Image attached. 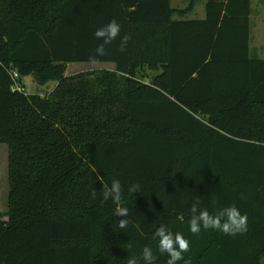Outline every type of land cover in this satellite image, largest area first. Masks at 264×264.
<instances>
[{"label":"trees","instance_id":"1","mask_svg":"<svg viewBox=\"0 0 264 264\" xmlns=\"http://www.w3.org/2000/svg\"><path fill=\"white\" fill-rule=\"evenodd\" d=\"M194 2L0 0V264H126L146 245L166 264L161 224L189 240L190 264H264V58L250 55L251 0H205L203 18H174ZM112 19L120 36L93 59V32ZM71 62L114 67L67 76ZM14 70L56 85L13 91ZM113 177L124 229L102 195ZM195 196L212 214L235 204L247 230L191 233Z\"/></svg>","mask_w":264,"mask_h":264},{"label":"clouds","instance_id":"2","mask_svg":"<svg viewBox=\"0 0 264 264\" xmlns=\"http://www.w3.org/2000/svg\"><path fill=\"white\" fill-rule=\"evenodd\" d=\"M121 25L120 23L112 19L106 23L96 27L93 35L100 41L95 48V59L97 56H103L105 54V45L112 43L120 36ZM128 42V37L123 36L120 39V50L123 51ZM103 199L105 201L111 200L118 206L115 208L114 214L117 217H123L119 219L118 226L124 229L128 225L127 217L129 215V208L120 203L122 200V183L118 177L111 178L110 184L103 186ZM140 191V185L138 183H132L128 192L133 193ZM92 197H96L95 190L92 192ZM190 220L189 231L193 234H199L202 230L214 229L219 230L225 235H236L243 233L248 228V217L246 213H242L241 210L235 205H228L217 213L212 214L209 210L202 206L199 196H195L189 207ZM155 237L158 238L157 250L167 255L166 264H178L180 261H184V264H190L189 261L184 259V254L189 251L190 242L184 236L182 232H173L169 228L161 224L155 231ZM155 264L156 254L151 246H144L141 251V255H130L126 259V264Z\"/></svg>","mask_w":264,"mask_h":264},{"label":"rangeland","instance_id":"3","mask_svg":"<svg viewBox=\"0 0 264 264\" xmlns=\"http://www.w3.org/2000/svg\"><path fill=\"white\" fill-rule=\"evenodd\" d=\"M191 0H170L173 8H185ZM250 14V55L254 58H264V0H251ZM205 14V0H195L194 6L183 16L175 15L176 19H199ZM111 63L99 62H71L64 68L65 75H72L79 72H85L98 69H112ZM26 93H38L45 95L53 90L55 81H48L45 84H39L31 75L23 79ZM7 165L8 150L5 143H0V216L6 218L7 210Z\"/></svg>","mask_w":264,"mask_h":264},{"label":"built area","instance_id":"4","mask_svg":"<svg viewBox=\"0 0 264 264\" xmlns=\"http://www.w3.org/2000/svg\"><path fill=\"white\" fill-rule=\"evenodd\" d=\"M11 80H12L11 89L13 91L17 90L20 92H26L25 85L20 81V75L16 70L11 72Z\"/></svg>","mask_w":264,"mask_h":264},{"label":"crops","instance_id":"5","mask_svg":"<svg viewBox=\"0 0 264 264\" xmlns=\"http://www.w3.org/2000/svg\"><path fill=\"white\" fill-rule=\"evenodd\" d=\"M203 18V17H202ZM112 64V63H111ZM8 184V183H7ZM7 190H8V187H7ZM7 196V195H6Z\"/></svg>","mask_w":264,"mask_h":264}]
</instances>
